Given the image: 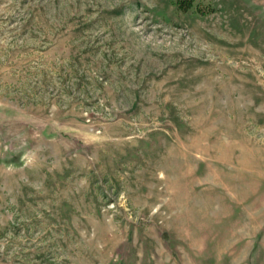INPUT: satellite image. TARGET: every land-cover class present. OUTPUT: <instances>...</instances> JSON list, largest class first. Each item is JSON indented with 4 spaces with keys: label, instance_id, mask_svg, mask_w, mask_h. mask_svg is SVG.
<instances>
[{
    "label": "rangeland",
    "instance_id": "1",
    "mask_svg": "<svg viewBox=\"0 0 264 264\" xmlns=\"http://www.w3.org/2000/svg\"><path fill=\"white\" fill-rule=\"evenodd\" d=\"M0 264H264V0H0Z\"/></svg>",
    "mask_w": 264,
    "mask_h": 264
},
{
    "label": "crops",
    "instance_id": "2",
    "mask_svg": "<svg viewBox=\"0 0 264 264\" xmlns=\"http://www.w3.org/2000/svg\"><path fill=\"white\" fill-rule=\"evenodd\" d=\"M201 253H204V251H202V252H201V251H199V254H201Z\"/></svg>",
    "mask_w": 264,
    "mask_h": 264
}]
</instances>
